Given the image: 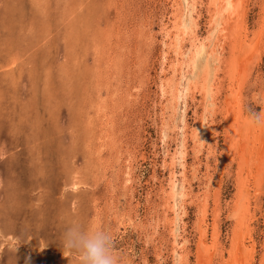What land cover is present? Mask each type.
Wrapping results in <instances>:
<instances>
[{
    "label": "rangeland",
    "instance_id": "374dc122",
    "mask_svg": "<svg viewBox=\"0 0 264 264\" xmlns=\"http://www.w3.org/2000/svg\"><path fill=\"white\" fill-rule=\"evenodd\" d=\"M195 1L0 0V264H78L62 244L73 220L109 230L120 264H200L215 241L203 261L233 264L239 230L263 264L264 161L248 165L233 130L264 152L249 123L264 110V0H236L228 38ZM191 25L221 61L194 60Z\"/></svg>",
    "mask_w": 264,
    "mask_h": 264
},
{
    "label": "bare ground",
    "instance_id": "6f19581e",
    "mask_svg": "<svg viewBox=\"0 0 264 264\" xmlns=\"http://www.w3.org/2000/svg\"><path fill=\"white\" fill-rule=\"evenodd\" d=\"M186 1V4H187V9L189 8V7H191L193 10H190V11H193V13L195 12V7H196V1L195 0H185ZM244 2H245V0H244ZM176 3V2H175ZM189 6V7H188ZM211 7H216L215 9L216 10H214L215 12H214V14H213V17H215V16H217V17H219L220 19V21H219V34L220 35H224V37H227L228 36V33H230V28H231V30L232 29H234L233 27H231V23H232V19L234 18V16L235 15H241V14H239L238 13V7H239V3H238V1H236V0H211L210 1V8ZM240 10V9H239ZM185 11V10H184ZM187 11H189V10H187ZM241 11V10H240ZM183 13H185V12H183ZM245 14V13H244ZM237 15V16H238ZM191 17V16H190ZM210 17H212V16H210ZM216 17V18H217ZM241 17V16H240ZM193 19V18H192ZM242 19V18H241ZM184 20V19H183ZM241 21V20H240ZM191 23H195V22H191ZM190 23V24H191ZM235 24V23H234ZM241 24H243V23H241ZM235 25H237V24H235ZM234 25V26H235ZM189 27H190V29H189ZM187 26V27H185L184 29H182L183 30V32L184 33H188L189 32V30H194V38H193V41L192 42H190L191 43V52H193L192 53V57L194 58V60H195V58H196V56L198 55H201V54H203V53H206V54H215V61H221V57H220V55H221V53H220V51H218L217 52V50H216V48L215 47H219V50H220V46L218 45H216L215 46V43H214V45H212V50H210V51H208V50H206V48L208 47V45L204 42L205 40H203L202 41V39H199V37H197V34H196V31H195V27L193 26V25H191V26ZM194 28V29H193ZM218 30V29H217ZM216 30V31H217ZM234 31V30H233ZM242 31V30H241ZM180 33V32H179ZM238 33H239V31H238ZM262 33V32H261ZM190 34V33H189ZM218 34V35H219ZM232 34V33H231ZM230 34V35H231ZM241 34V33H240ZM190 35H192V34H190ZM233 35H235V34H233ZM237 36H239L238 34H236ZM175 36H176V34H175ZM180 36V35H179ZM241 36V35H240ZM191 37V36H190ZM231 37V36H230ZM243 37V36H242ZM228 38V37H227ZM239 38V37H238ZM237 38V39H238ZM241 38V37H240ZM239 38V39H240ZM234 39H236V38H234ZM238 39V40H239ZM241 40H243V39H241ZM241 40L239 41V42H241ZM259 40V39H258ZM236 41V40H235ZM178 42H180V41H178ZM186 41H183V43H185ZM234 42V41H233ZM243 42L244 41H242V43H240V46H242V44H243ZM177 43V42H176ZM216 43H217V41H216ZM174 44V43H173ZM175 45V44H174ZM223 45V44H222ZM244 45V44H243ZM233 46V45H232ZM180 48L182 47L183 48V45H180L179 46ZM211 47V46H210ZM222 47V46H221ZM237 47H239V46H237ZM236 47V48H237ZM177 48V47H176ZM232 48V47H231ZM209 49V48H208ZM218 49V48H217ZM234 50L233 51H236V49L235 48H233ZM175 50H177V49H175ZM182 50V49H181ZM239 50V49H238ZM178 51V50H177ZM183 51V50H182ZM185 51V50H184ZM212 51V52H211ZM240 51V50H239ZM180 52V51H179ZM245 52V51H244ZM243 52V53H244ZM168 53V52H167ZM248 53V52H247ZM181 55H183V52L182 53H180ZM238 54V53H237ZM240 54V53H239ZM242 54V53H241ZM178 55V54H177ZM179 56V55H178ZM213 56V55H212ZM181 57V56H180ZM191 57V59L190 60H193V58ZM238 57V56H237ZM179 58V57H178ZM190 58V57H189ZM186 59V58H185ZM179 60V59H178ZM208 60V59H207ZM241 60V59H240ZM239 60V61H240ZM183 61H184V59H183ZM213 61V60H212ZM211 61V62H212ZM242 61V60H241ZM192 62V61H191ZM229 62V61H228ZM182 63V62H181ZM180 63V64H181ZM239 63V62H238ZM179 64V65H180ZM220 64V63H219ZM242 64V63H241ZM182 65V64H181ZM216 65V64H215ZM222 65V64H221ZM228 65V64H227ZM193 66V65H192ZM208 66V65H207ZM230 66V65H229ZM209 68V67H208ZM179 69V68H178ZM184 69V68H183ZM180 70V69H179ZM226 70V69H225ZM181 71V70H180ZM183 71V70H182ZM178 72V71H177ZM218 72V71H217ZM216 72V73H217ZM193 74V73H192ZM205 75V74H204ZM209 75V74H208ZM217 77V76H216ZM239 77V76H238ZM201 80H203L202 78H201ZM200 80V81H201ZM239 80V79H238ZM214 81V80H213ZM243 81V80H242ZM203 82V81H202ZM209 82V81H208ZM241 82V81H240ZM199 83V82H198ZM201 83V82H200ZM210 83V82H209ZM203 84H204V82H203ZM205 85V84H204ZM218 85V84H217ZM187 86V85H186ZM189 86L191 87L192 86V82H189ZM200 86V85H199ZM240 86V85H239ZM242 86V85H241ZM171 87V86H170ZM194 87V86H193ZM197 87V86H196ZM209 87H210V85H209ZM232 87V86H231ZM195 88V87H194ZM239 88V87H238ZM188 89V88H187ZM215 89H218V87L217 86H215V84H214V82H213V84L211 85V87H210V90L212 91V92H214V90ZM221 89V88H220ZM219 89V90H220ZM207 90V89H206ZM218 90V91H219ZM232 90V89H231ZM234 90V89H233ZM189 91V90H188ZM192 91V90H191ZM194 91V90H193ZM208 91V90H207ZM166 92V91H165ZM220 92V91H219ZM239 92V91H238ZM191 93V92H190ZM205 93V92H204ZM203 93V94H204ZM179 94V93H178ZM202 94V95H203ZM232 94H233V92H232ZM238 94V93H237ZM167 95V94H166ZM183 95V94H182ZM184 95H186V94H184ZM210 95H212V94H210ZM218 96V95H217ZM217 96H215V100L217 99L216 97ZM230 96V98H232L231 99V101H233V102H231L232 103V105H234L235 104V101L238 99V97L236 96V95H234V97H232L231 95H229ZM228 96V97H229ZM214 97V96H213ZM227 97V98H228ZM236 97H237V99H236ZM184 98V97H183ZM213 100V99H212ZM211 100V101H212ZM214 100V101H215ZM240 100V99H239ZM188 101V100H187ZM217 101V100H216ZM186 102V101H185ZM186 103H189V102H186ZM217 103V102H216ZM214 104V103H213ZM238 104V103H237ZM184 105V104H183ZM187 105V104H186ZM207 105V104H206ZM236 105V104H235ZM234 105V106H235ZM216 106H217V104H216ZM224 106V105H223ZM230 106V105H229ZM232 107V106H231ZM229 108L228 107V110L229 109H232V108ZM214 108V107H213ZM215 109V108H214ZM224 110V109H223ZM227 110V111H228ZM236 110H237V108H236ZM185 111V110H184ZM225 111V110H224ZM178 112V111H177ZM230 112H232V111H230ZM185 113H187V112H185ZM213 113H214V111H213ZM222 113V112H221ZM229 113V112H228ZM233 113V112H232ZM234 114V113H233ZM232 114V115H233ZM214 115V114H213ZM236 117V116H235ZM206 118H207V116H206ZM208 119V118H207ZM241 119V118H240ZM186 120V119H185ZM228 120H230V121H234V120H236V118H230V119H228ZM182 121H184V120H182ZM197 121H199V120H197ZM238 122V121H237ZM225 123V122H224ZM228 123V122H227ZM203 124V123H202ZM205 124V123H204ZM231 124H233V122H231ZM237 124V123H236ZM187 125V124H186ZM202 126V125H201ZM228 126H230L229 124H228ZM227 126V127H228ZM184 127V126H183ZM232 127V126H231ZM238 128V127H237ZM183 129V128H182ZM186 129V128H185ZM199 129V128H198ZM206 129V128H205ZM200 130V129H199ZM184 131V130H183ZM204 131V130H203ZM235 131V132H234ZM264 131V130H263ZM233 138H234V145L233 146H239V148H238V150H240V152L242 153V154H244V156H245V159H248V161H249V163L248 162H246L248 165H251V162L254 160H251L252 158H257L256 159V161L254 160L253 161V165H252V167H255V168H257L258 170H261V168H260V165L261 164H263V153H260V152H258V151H260L259 149H257L256 150V142L258 141V140H256V139H259V140H261V138H259L258 136H247V135H245V134H243L242 133V130H241V128L240 129H238L237 131L234 129L233 130ZM185 133V132H184ZM184 133H182V134H184ZM195 133V132H194ZM201 133V132H200ZM260 133H262V132H260ZM187 134V133H186ZM199 134V133H198ZM202 134V133H201ZM200 135V134H199ZM262 135V134H261ZM196 136V135H195ZM199 137V136H198ZM202 138V137H201ZM204 138V137H203ZM229 138V137H228ZM263 138V137H262ZM183 139L184 138H182V141H183ZM187 139V138H186ZM230 139V138H229ZM197 140V139H196ZM204 139H202V141H203ZM187 141V140H186ZM233 141V140H232ZM231 143V142H230ZM264 143V142H263ZM261 144V143H260ZM187 145V144H186ZM264 145V144H263ZM183 146V145H182ZM232 146V145H231ZM187 147V146H186ZM181 148V147H180ZM254 148V149H253ZM183 149V148H182ZM183 151V150H182ZM186 152V151H185ZM182 153V152H181ZM255 153V154H254ZM180 154V153H179ZM182 154H184V152L182 153ZM262 155V156H261ZM257 156V157H256ZM179 157V156H178ZM179 159V158H178ZM180 161V160H179ZM183 161V160H182ZM181 161V162H182ZM251 161V162H250ZM258 161V162H257ZM175 162V161H174ZM178 162V161H177ZM186 162V161H185ZM180 163V162H179ZM182 164V163H181ZM182 167H185V166H183L182 165ZM248 167H250V166H248ZM170 168V167H169ZM184 169H186V167L184 168ZM254 169V168H253ZM184 172V171H183ZM186 172V171H185ZM175 174V173H174ZM261 174H262V172H261ZM171 175L173 176V173H171ZM176 175V174H175ZM183 175V174H182ZM185 176V175H184ZM257 176V175H256ZM176 178V177H175ZM174 178V179H175ZM185 179H186V177H184ZM262 179V178H261ZM171 180V179H170ZM179 180V179H178ZM257 180V179H256ZM186 181V180H185ZM259 181V180H258ZM263 182V181H262ZM261 182V183H262ZM177 182H173V189H174V192L176 191V187L178 186V184H176ZM179 183V182H178ZM185 183V182H184ZM188 184V183H187ZM264 183H262V185H263ZM259 185V184H258ZM188 186V185H187ZM190 186V185H189ZM240 186V185H239ZM178 188V187H177ZM181 188V187H180ZM179 188V189H180ZM171 192V191H170ZM172 193V192H171ZM244 193V192H243ZM176 194H178L180 197H185L186 195H187V192H186V189L185 188H183V189H181L180 191H176ZM239 195H240V193H238ZM178 196V197H179ZM241 196V199L239 200V202H237V205H236V207H235V211L233 212V215H236V217H237V215H239L243 220H244V218L246 217H243L244 216V213L246 212V209H247V200H246V196L243 194V197H242V195H240ZM177 197V198H178ZM216 198V197H215ZM239 198V197H238ZM248 198V197H247ZM173 199H175V198H173ZM185 199V198H184ZM176 200V199H175ZM182 200V199H181ZM217 200V199H216ZM236 200V199H235ZM238 201V200H237ZM236 203V202H235ZM234 203V204H235ZM186 204V203H185ZM173 205V204H172ZM186 206V205H185ZM184 206V207H185ZM175 207H177L176 206V204H175ZM178 207H180V206H178ZM177 207V208H178ZM177 208H176V210H177ZM182 208H183V206H182ZM205 208V207H204ZM207 208V207H206ZM181 209V208H180ZM187 209V208H186ZM233 209V208H232ZM205 210V209H204ZM181 211V210H180ZM174 212H176V211H174ZM178 212H179V210H178ZM204 212V211H203ZM205 212H206V210H205ZM184 213V212H183ZM179 214V213H178ZM248 216V215H247ZM177 220V219H176ZM239 220V219H238ZM242 223V222H241ZM243 229V228H242ZM179 231V230H178ZM239 232H240V234L237 236V238L234 240V246H233V249H231V253H232V257H233V259H232V262H233V264H251V259H252V261H253V258L252 257H250V256H252V254L251 255H249V253H250V251L248 250V248L246 249V246L244 245L245 243L243 242L244 241V239L243 238H245L243 235L245 234L244 232H242V230H239ZM246 232V231H245ZM244 233V234H243ZM203 235V234H202ZM206 235V234H205ZM216 237V236H215ZM212 239V238H211ZM216 240V238L214 239V241ZM244 243V244H243ZM200 245H201V242H200ZM204 245H205V243L202 245L203 247H204ZM215 247H216V241L214 242V247H210L211 248V250H210V253H209V255H207L206 257H204L203 259H202V261L200 262V264H209V263H207V262H209L210 260H212V257H213V252H212V250H214L215 249ZM201 252H203V248L201 247V249H200V247H199V257H200V253ZM222 253V252H221ZM248 257H250L251 259H248ZM263 259V258H262ZM203 260H206L207 262H205V261H203ZM209 260V261H208ZM228 260V259H227ZM212 264V263H211ZM263 264H264V261H263Z\"/></svg>",
    "mask_w": 264,
    "mask_h": 264
},
{
    "label": "clouds",
    "instance_id": "9594fccd",
    "mask_svg": "<svg viewBox=\"0 0 264 264\" xmlns=\"http://www.w3.org/2000/svg\"><path fill=\"white\" fill-rule=\"evenodd\" d=\"M249 123L264 124V110L250 109ZM62 244L75 254L78 264H120L112 233L94 223L69 221L62 233Z\"/></svg>",
    "mask_w": 264,
    "mask_h": 264
}]
</instances>
